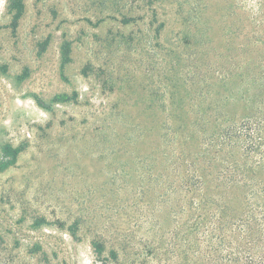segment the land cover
I'll return each instance as SVG.
<instances>
[{"label":"rangeland","instance_id":"rangeland-1","mask_svg":"<svg viewBox=\"0 0 264 264\" xmlns=\"http://www.w3.org/2000/svg\"><path fill=\"white\" fill-rule=\"evenodd\" d=\"M150 1L0 0V264H216L141 174L222 1Z\"/></svg>","mask_w":264,"mask_h":264},{"label":"trees","instance_id":"trees-1","mask_svg":"<svg viewBox=\"0 0 264 264\" xmlns=\"http://www.w3.org/2000/svg\"><path fill=\"white\" fill-rule=\"evenodd\" d=\"M15 1L13 29L23 14L21 0ZM221 1L222 50L201 23V73L187 81L195 107L167 113L162 140L142 159L141 180L174 219L185 215L186 239L190 247L201 243V257L264 264V0ZM71 48V42L63 45L64 66ZM21 151L5 146L0 173Z\"/></svg>","mask_w":264,"mask_h":264}]
</instances>
